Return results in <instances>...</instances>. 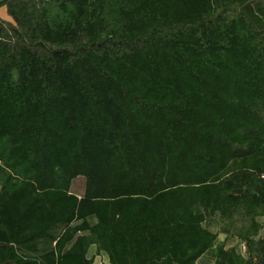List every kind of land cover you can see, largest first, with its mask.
Wrapping results in <instances>:
<instances>
[{"label":"trees","instance_id":"1","mask_svg":"<svg viewBox=\"0 0 264 264\" xmlns=\"http://www.w3.org/2000/svg\"><path fill=\"white\" fill-rule=\"evenodd\" d=\"M3 5L0 264H264V0Z\"/></svg>","mask_w":264,"mask_h":264},{"label":"rangeland","instance_id":"2","mask_svg":"<svg viewBox=\"0 0 264 264\" xmlns=\"http://www.w3.org/2000/svg\"><path fill=\"white\" fill-rule=\"evenodd\" d=\"M0 17L3 18V19H6V20H11L9 15L6 13V7L4 5L0 6ZM83 190H84V178L82 176H78V177L74 178L72 180V184H71V191L73 193H75L76 195H81ZM259 220H262V218H259ZM210 229L214 231L216 229V227L210 226ZM261 233L263 234L264 231L261 230ZM217 238H218V240L222 241V240L225 239V234L224 233H219ZM235 239L236 238H234V237L233 238H228L225 241V246H231V244L234 242ZM93 252H91V254L88 252L87 255L90 256V255H92ZM198 263H200V264H210V263H212V259H211L210 254L207 253V254L203 255L199 259Z\"/></svg>","mask_w":264,"mask_h":264},{"label":"built area","instance_id":"3","mask_svg":"<svg viewBox=\"0 0 264 264\" xmlns=\"http://www.w3.org/2000/svg\"><path fill=\"white\" fill-rule=\"evenodd\" d=\"M239 254L245 256L247 253V247L244 241L235 239L231 244ZM93 257L94 264H109L108 257L104 252L94 251L91 255Z\"/></svg>","mask_w":264,"mask_h":264},{"label":"crops","instance_id":"4","mask_svg":"<svg viewBox=\"0 0 264 264\" xmlns=\"http://www.w3.org/2000/svg\"><path fill=\"white\" fill-rule=\"evenodd\" d=\"M83 193V192H82ZM81 193V194H82ZM79 196V195H78ZM93 251H95V246L94 245H92V246H90V248H89V250H88V252L91 254V252H93ZM89 254V255H90ZM105 254V253H104ZM91 256V255H90ZM198 262H199V260H198ZM200 264V263H199Z\"/></svg>","mask_w":264,"mask_h":264}]
</instances>
